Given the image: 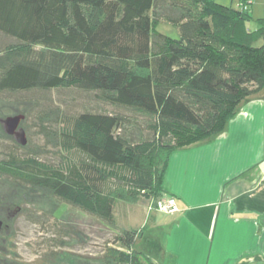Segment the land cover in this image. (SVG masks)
I'll return each instance as SVG.
<instances>
[{
	"label": "trees",
	"instance_id": "obj_1",
	"mask_svg": "<svg viewBox=\"0 0 264 264\" xmlns=\"http://www.w3.org/2000/svg\"><path fill=\"white\" fill-rule=\"evenodd\" d=\"M245 2L0 0V99L28 106L22 121L43 139L0 149V179L108 225L116 201L166 194L170 155L224 132L264 86V18L249 29ZM80 98L113 109L76 112ZM141 232L114 234L102 263L152 264L134 248Z\"/></svg>",
	"mask_w": 264,
	"mask_h": 264
},
{
	"label": "crops",
	"instance_id": "obj_2",
	"mask_svg": "<svg viewBox=\"0 0 264 264\" xmlns=\"http://www.w3.org/2000/svg\"><path fill=\"white\" fill-rule=\"evenodd\" d=\"M217 2L237 9L242 0ZM249 11L246 26L254 30L264 0H252ZM164 189L147 199L148 210L171 195L177 211L155 209L160 232L144 226L138 236L152 264H264V86L238 106L224 132L170 155Z\"/></svg>",
	"mask_w": 264,
	"mask_h": 264
},
{
	"label": "rangeland",
	"instance_id": "obj_3",
	"mask_svg": "<svg viewBox=\"0 0 264 264\" xmlns=\"http://www.w3.org/2000/svg\"><path fill=\"white\" fill-rule=\"evenodd\" d=\"M156 29L175 39L180 36L178 29L169 23L162 22ZM57 96L68 98L69 93L67 91L50 93L53 99ZM78 100L79 102L73 107L76 112L80 111L82 106L106 111L113 109L99 102L90 103L87 98ZM24 109H28V106L14 99H0V119L19 114ZM31 124L32 120L28 119L25 122L21 121L20 126L25 130L29 146L36 148L43 144V139L39 135L32 134L33 129L29 128ZM0 139L2 140L0 149L8 147L13 141L12 137L5 133L1 123ZM51 150L48 146L47 153ZM13 189L11 183L8 185L7 181L0 179V194L3 192L17 194ZM24 193L26 219L17 218L12 222V233L5 245L10 249V255L16 253L21 264H103L101 256L107 241L122 229L139 230L145 226V232L152 235L160 232L157 225L161 223V213H158L157 208H153V211L148 210L147 198H139L135 202L116 201L115 225H108L75 207L59 202L44 189L26 187ZM155 209L158 211L156 212ZM29 216L36 219L38 217V223L31 222ZM154 217H157V222L154 221ZM141 247L145 248L146 243L143 238L138 237L134 242V248L141 251ZM14 258L15 256H9L8 264H18L19 260Z\"/></svg>",
	"mask_w": 264,
	"mask_h": 264
},
{
	"label": "flooded vegetation",
	"instance_id": "obj_4",
	"mask_svg": "<svg viewBox=\"0 0 264 264\" xmlns=\"http://www.w3.org/2000/svg\"><path fill=\"white\" fill-rule=\"evenodd\" d=\"M21 123V122H20ZM3 128V126H2ZM22 129L24 132L25 130L20 126L17 127L16 132ZM4 130V128H3ZM12 140L20 146L18 142V136L16 134L10 135ZM10 185V183H8ZM13 185L14 189L16 190L17 194L12 193H5L0 194V264H8V257L15 256L14 259H18V264H21L19 257L16 256V253L10 255L9 248H7V239H9L10 234L12 233V222L17 218L26 219V195L24 191L26 190V186L18 185V184H11ZM23 192V193H22ZM32 222V221H31ZM36 223V222H33Z\"/></svg>",
	"mask_w": 264,
	"mask_h": 264
},
{
	"label": "water",
	"instance_id": "obj_5",
	"mask_svg": "<svg viewBox=\"0 0 264 264\" xmlns=\"http://www.w3.org/2000/svg\"><path fill=\"white\" fill-rule=\"evenodd\" d=\"M24 119L23 114H16L14 116H9L4 119H0V123L4 128L6 134L13 135L16 134L18 136V142L21 145H25L27 142L25 132L20 129L16 132L17 127L19 126L20 122Z\"/></svg>",
	"mask_w": 264,
	"mask_h": 264
},
{
	"label": "built area",
	"instance_id": "obj_6",
	"mask_svg": "<svg viewBox=\"0 0 264 264\" xmlns=\"http://www.w3.org/2000/svg\"><path fill=\"white\" fill-rule=\"evenodd\" d=\"M251 0H246L243 4V8L246 9V4L250 3ZM156 208L166 213H173L177 211L176 199L173 196L167 197L165 200L158 201Z\"/></svg>",
	"mask_w": 264,
	"mask_h": 264
}]
</instances>
